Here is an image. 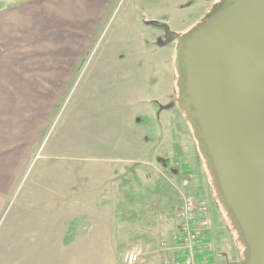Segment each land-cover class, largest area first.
I'll return each mask as SVG.
<instances>
[{
  "label": "rangeland",
  "instance_id": "374dc122",
  "mask_svg": "<svg viewBox=\"0 0 264 264\" xmlns=\"http://www.w3.org/2000/svg\"><path fill=\"white\" fill-rule=\"evenodd\" d=\"M71 2L67 0V4ZM109 3L107 20L104 18L103 27L99 25L94 30L89 42L84 38L82 43L73 40L67 44H46V70L50 74H46V90L35 91L34 151L21 171L10 205V208L28 205L36 217L45 215V221L37 220L36 226L41 223L40 227L56 231L65 219L67 223H76L72 226L85 229L89 220L81 222L78 215L88 217L96 208L98 212L117 214L111 225L115 251H80L78 256L73 252L78 259L73 263L78 264H105L106 260L114 264L118 257L122 258L120 251L134 238L127 234L126 223L132 227L144 220L139 219L135 210L145 216L147 213V231L158 233L161 242L169 241L182 203L184 173L178 166L165 169L162 163L143 160L144 156L126 150L125 144L130 135L134 136L132 142L138 144L140 134H177L178 142L192 134L188 114L179 115L175 109L160 113L158 109L155 121L141 120L147 115L145 101L166 103L167 97L163 96L168 92L172 68L165 53L150 54V44L141 40L138 32L144 15L154 18L164 12L165 19L188 24L203 13L206 5L200 0H110ZM192 9L197 13L187 18ZM69 13L67 10L69 26H76L74 22L80 15L74 20ZM196 28L197 25L176 38L185 40ZM74 55L76 67L72 69L65 63L73 62ZM176 78L178 102L184 88L177 73ZM158 81L161 88L154 89ZM179 149V144L173 147L177 153ZM211 185L216 196L213 182ZM189 191L202 198L191 187ZM23 198H33L34 202L23 203ZM211 209L216 214L217 208L208 203L209 218ZM225 212L229 213L227 208ZM128 213L135 215L130 218ZM214 249L209 261L224 264L219 256L221 251ZM232 252L233 264H242L234 247ZM35 255L39 260L44 255L46 264H60V258H67L56 247L36 251ZM165 258L170 255L163 253L162 260Z\"/></svg>",
  "mask_w": 264,
  "mask_h": 264
},
{
  "label": "crops",
  "instance_id": "0c3cea01",
  "mask_svg": "<svg viewBox=\"0 0 264 264\" xmlns=\"http://www.w3.org/2000/svg\"><path fill=\"white\" fill-rule=\"evenodd\" d=\"M221 1L200 0L206 7L202 14L188 24L176 19L174 21L170 18L165 19L164 12L154 18L144 15L138 37L148 41L150 54L165 53L172 69L171 78L167 83L170 93L167 92L163 96L167 97L166 103L156 100L145 101L147 115L141 117V120L155 121L158 109V113L175 109L179 115L181 114L175 97L177 78L173 61L176 42L166 41L163 26L175 37H180L198 25L215 6L220 5ZM109 2L110 0H72L67 4V0H0V264H46L44 255L42 258L39 257L41 259L39 260L36 259L35 252H45L52 247L67 255V258L59 259L60 264H78L73 261L78 260L74 255L77 253L78 256L80 251H115V243L111 238L114 218L117 215L115 213L98 212L99 209L96 208L88 217L80 218L79 215L77 217L81 222V219H88V228L72 226L74 221L67 223L65 219L63 226L56 231V228L51 230L40 227L41 223L36 226L37 220L45 221V215L41 217L38 214L36 217L33 210L29 211L28 205L10 208L21 171L26 166L29 155L34 151L35 91L46 90V74H50V70H46V44H67L73 40L82 43L84 38L89 42L91 34L101 25L103 19L107 20ZM218 9L219 7L214 12ZM67 10L74 20L80 15L74 22L76 26H69ZM189 12V15L186 14L187 18L197 13L195 9ZM83 31L86 32L84 35ZM65 65L75 69L76 56L74 55L73 62ZM130 70L133 72L135 68ZM160 83L156 82L154 89L156 86L161 88ZM133 138L134 136L130 135L125 144L126 150L133 155L137 153L144 156L141 157L143 160L162 163L165 169L179 167L183 173H188V181L194 193L197 192L202 197L199 199L207 203V206L210 203L212 207L217 208L216 214H212L211 209L210 218L208 217L210 229L206 233L207 241L221 251L219 256L224 264H233L231 258L233 247L243 264L245 249L239 240L238 230L213 194L211 177L208 175L210 173L206 169L194 135L187 134L188 139L180 142L177 134H140L138 144L132 142ZM177 144L180 148L179 153L173 150ZM29 202L33 203L34 199L23 198V203ZM135 212L139 214V219L142 217L144 220L143 223H137V226L134 223L132 227L131 223H126L129 229L126 231L127 234L134 238L123 251H120L123 255L133 245L148 253L156 249L162 240L158 233L147 231V213L145 216L144 212L136 210ZM127 215L132 218L135 214ZM105 219L107 222L102 221ZM65 223L67 226L63 228ZM162 256L163 254L145 255L140 263L162 264ZM105 264L111 262L106 260ZM114 264H123L122 258L118 257Z\"/></svg>",
  "mask_w": 264,
  "mask_h": 264
},
{
  "label": "water",
  "instance_id": "95a60500",
  "mask_svg": "<svg viewBox=\"0 0 264 264\" xmlns=\"http://www.w3.org/2000/svg\"><path fill=\"white\" fill-rule=\"evenodd\" d=\"M163 30L176 42L178 110L238 230L243 264H264V0H222L185 40Z\"/></svg>",
  "mask_w": 264,
  "mask_h": 264
},
{
  "label": "built area",
  "instance_id": "2783aa9c",
  "mask_svg": "<svg viewBox=\"0 0 264 264\" xmlns=\"http://www.w3.org/2000/svg\"><path fill=\"white\" fill-rule=\"evenodd\" d=\"M182 203L178 210L175 231L168 242H160L156 249L144 253L136 245L131 246L123 255V264H138L145 255H170L162 264H213L209 261L214 255V247L206 241L210 229L208 206L189 191V181L181 182ZM204 251V252H203ZM203 252L205 260L199 262L197 254Z\"/></svg>",
  "mask_w": 264,
  "mask_h": 264
},
{
  "label": "trees",
  "instance_id": "16d2710c",
  "mask_svg": "<svg viewBox=\"0 0 264 264\" xmlns=\"http://www.w3.org/2000/svg\"><path fill=\"white\" fill-rule=\"evenodd\" d=\"M187 174H188L187 172H184V175L182 176L183 180H186V179L188 180ZM197 258H198L199 262L204 261L205 260V254H203V252H201V253L197 254Z\"/></svg>",
  "mask_w": 264,
  "mask_h": 264
}]
</instances>
